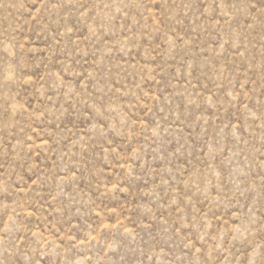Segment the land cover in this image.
Here are the masks:
<instances>
[{
	"label": "rangeland",
	"instance_id": "obj_1",
	"mask_svg": "<svg viewBox=\"0 0 264 264\" xmlns=\"http://www.w3.org/2000/svg\"><path fill=\"white\" fill-rule=\"evenodd\" d=\"M0 264H264V0H0Z\"/></svg>",
	"mask_w": 264,
	"mask_h": 264
}]
</instances>
